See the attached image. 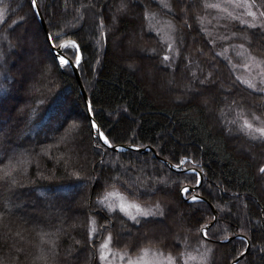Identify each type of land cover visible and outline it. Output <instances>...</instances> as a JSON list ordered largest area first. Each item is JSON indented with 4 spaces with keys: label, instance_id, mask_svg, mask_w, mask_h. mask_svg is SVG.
Segmentation results:
<instances>
[{
    "label": "trees",
    "instance_id": "obj_1",
    "mask_svg": "<svg viewBox=\"0 0 264 264\" xmlns=\"http://www.w3.org/2000/svg\"><path fill=\"white\" fill-rule=\"evenodd\" d=\"M167 1L170 9L157 0H69L67 8L65 0H36L49 33L59 34L53 43L80 45L77 68L100 130L113 146L153 148L140 152L112 151L92 137L72 70L52 54L32 0H0V161L14 153L29 160L27 171L22 165L15 174V185L0 180V264H45L35 259L41 249L47 264H100L97 246L109 233L114 249L135 255L154 247L178 264L181 253H196L203 243L212 250L207 264H232L246 247L244 238L234 237L240 235L249 247L235 264H264V142L239 131L238 118L241 109L244 116L264 118V94L240 83L201 31L203 0ZM255 1L264 11V0ZM122 2L126 9L118 11ZM150 17L173 24L174 51L153 31ZM234 31L247 52L264 58L263 28ZM62 51L74 60L71 50ZM153 69L161 85L148 79ZM167 73L186 78L184 93L171 90ZM184 157V167H199L203 175L185 197L181 189L193 187L197 175L161 160L179 164ZM160 177L167 179L161 183ZM112 190L142 205L158 202L164 215L136 225L117 210L109 213L97 201ZM193 193L205 200H188ZM21 208L34 216L54 210L56 216H49V229L21 220ZM177 208L182 229L173 218L167 234L153 229ZM213 217L203 237L199 229ZM91 227L97 231L89 242ZM223 236L231 239L220 242Z\"/></svg>",
    "mask_w": 264,
    "mask_h": 264
},
{
    "label": "snow or ice",
    "instance_id": "obj_2",
    "mask_svg": "<svg viewBox=\"0 0 264 264\" xmlns=\"http://www.w3.org/2000/svg\"><path fill=\"white\" fill-rule=\"evenodd\" d=\"M229 4L233 8H243L245 9V14L248 17H251L253 21H256L257 19V12L253 11L252 8L254 7V0L253 2H249V0H227ZM69 6V0H65V8ZM164 7L166 8H171V5L169 3H164ZM32 7L36 8V0H32ZM89 7V5H84L81 4L80 8H85ZM204 8H213V9H219L223 13L227 15V17L231 19H237L239 20L240 24H247V26L250 29H255L257 27L264 28V24H257L255 22L249 23L247 20L241 19L238 16H234L232 12H229L228 7L222 6L221 3H204L203 5ZM80 8L76 9V12L78 14V17L80 19L83 18V13L80 12ZM126 9V4L123 2L120 4L118 11H123ZM149 13L146 11L145 12V17L147 18ZM260 17H264V11L259 12ZM0 19H3L0 17ZM115 19V17H113ZM198 19H203L202 17H198ZM170 27H174L169 24ZM101 27H103V21L101 20ZM190 27V26H189ZM201 31H204L202 28ZM104 33L101 32V36H103ZM235 35V33H233ZM223 39H227V37H222ZM55 39H59V34H57L55 37L49 33L47 35V40L51 43L52 47H58L62 50H71L72 54L75 55V64L79 65L81 62V53H80V45L77 43L76 40H68L65 42H62L59 45H56L53 43ZM247 39V37H245ZM211 42V41H210ZM172 45L169 44V48H171ZM241 49L244 48V45L241 44L239 45ZM224 52H227V49L224 50ZM222 53H217V55H221ZM241 53H237V55H240ZM249 56V61L250 62H255V66L257 68H260V71L257 73L255 78H242V77H236V79L245 85L248 89H251L253 92H259L264 94V58L258 59L255 56H252L251 53L248 54ZM56 59L59 62L60 67H67L69 66L72 61L69 59L68 55L66 54V51H61L60 53L57 54ZM164 61H168L169 57L167 55L164 56ZM233 68L237 67V65H231ZM242 67L248 69L250 68L249 63H245L242 65ZM212 73H209V76H211ZM193 78L195 79V75H193ZM207 83V80H202L200 81L201 85H205ZM92 111L91 105H89V112ZM244 109H241L240 112L238 113V116H240L241 123H240V128L239 131L243 132L245 136H247L251 141H262L264 142V118H261L260 116L255 115L254 113H251V119H249L247 116L243 115ZM256 122V123H254ZM233 123H236V121H233ZM258 125V126H257ZM91 127L96 130V135L100 140L103 141V144L108 146V147H114L109 138L104 134V132L100 131V127L93 121L91 123ZM98 147V145H97ZM43 151V150H42ZM187 157H184L180 160L179 164L172 165V167L179 169L187 160ZM29 163V160L25 158L22 155L17 156L15 153L11 156L7 157L6 162L0 161V180L4 181L5 183H9L11 185H15L17 183L15 179V174L21 170V166L23 165V171H27V165ZM189 171H195V169H189ZM259 171L261 173H264V166H261ZM73 175H79L78 173H73ZM199 173H197V176ZM118 181V177L114 178ZM166 177H160V182L163 183L166 181ZM200 180L197 178L196 184H199ZM189 188L185 187L181 189L182 193H188ZM117 197V201L113 203H107L110 197L112 196ZM191 200L193 202H197L199 200V197L197 195H193L191 197ZM99 205L102 207H106L109 213H115L116 210L118 209L120 213H123L124 216H126L130 221H132L134 224L139 225L142 222H147L148 218L150 217H156L157 215L163 216L164 211L161 208L160 204L157 202L155 205L152 206H145L142 205L141 203L137 202L136 200H129L126 196L116 192L113 190L112 192H107L105 196L100 197L97 201ZM216 218L213 217V220ZM90 224L95 223L94 220L90 218L89 220ZM103 227V226H101ZM208 225H201V228L199 231H204L205 228H207ZM97 229L94 227H91L89 229L88 235H89V242H91V238L93 236V233L96 232ZM205 236L208 235L207 232H204ZM48 235L47 233L41 234V241H44V237ZM222 239H228L227 236H223ZM113 237L111 233L108 234L107 237L104 238L103 242L99 245V260L100 264H113V261L109 259L110 255H115L113 253L112 248L110 245L112 244ZM48 244L53 245L54 247V242L52 240L46 241ZM50 250V249H49ZM21 251V250H17ZM212 250L211 249H206L205 253L200 257V264H207L208 260V253H210ZM264 251V249H262ZM41 254L35 257L37 260H43L45 264H47V255L44 253V250H40ZM149 252H153L155 255L159 257H164L167 264H176V258L173 257L170 253L165 256V254L160 251L159 249H151L150 247H143L140 248L136 256H131L129 255V252L127 249L124 251L120 252L119 255L121 259L123 260L124 258H127V264H150L149 261L145 259L146 255ZM181 256L185 257L184 259V264H189L190 260H195L197 259L196 256L192 255L191 253H181ZM242 255V254H241ZM154 264H160V261L157 260L154 262Z\"/></svg>",
    "mask_w": 264,
    "mask_h": 264
},
{
    "label": "rangeland",
    "instance_id": "obj_3",
    "mask_svg": "<svg viewBox=\"0 0 264 264\" xmlns=\"http://www.w3.org/2000/svg\"><path fill=\"white\" fill-rule=\"evenodd\" d=\"M162 6L164 3H168L167 0H157ZM204 3H221L222 6H226L228 7L229 12H232V14L234 16H238L241 19L247 20L249 23H257L259 24H264V17H260L259 16V12L263 11L259 6L258 3L254 0V7L252 8L253 11L257 12V19L256 21H253L251 17H248L245 14V9L243 8H233L231 6V4H229L227 2V0H203ZM249 2H253V0H249ZM164 7V6H163ZM166 8V7H165ZM0 17L3 18V9L0 7ZM203 19H200V25H201V29H204V34L206 35V37L208 38L209 41H211V43L218 49L217 53H222L221 56L222 58H224L227 62H229L231 65H237V67H235V72H236V76L238 77H242V78H255L257 73L260 71V68H257L255 66V62H250L249 61V52L246 51V49H241L239 47L240 43L238 42L240 40V37H238L239 35H242L239 31L238 34L235 33L234 28L235 26H247V24H240L239 20L237 19H231L229 17H227V15L225 13H223L221 10L219 9H213V8H205L204 9V13L201 16ZM2 19H0L1 22ZM149 23L152 24V28L153 31L155 33H157V35L159 36L161 42L165 44L166 49H172L173 51L175 50V41H174V27H170L169 24L171 22L166 21L165 18H156V17H150L149 18ZM171 25L173 26V24L171 23ZM261 28V27H260ZM264 29V28H263ZM233 33H235V35H233ZM238 35V36H237ZM222 37H227V39H223ZM238 37V41H235V38ZM169 44L172 45L171 48H169ZM141 47H138V49ZM227 49V52L225 53L224 50ZM146 49H143V52H145ZM237 53H241L240 55H237ZM253 56V55H252ZM258 58V57H256ZM258 59H262V58H258ZM75 60V58H74ZM245 63H249L250 64V68L246 69L244 67H242L243 64ZM38 76V75H37ZM36 76V77H37ZM148 79L150 81H154L155 83L161 85V81H160V76L159 78L156 79V73L155 70H151L147 73ZM35 78V77H33ZM38 78V77H37ZM167 81L171 87V90L175 91L176 94L182 92L184 93L185 89H186V84H187V80L186 78H182L181 80L178 79L176 80L174 77H172V75H170L169 73H167ZM166 81H164L165 83ZM219 90L222 89V86H218ZM192 88H190L188 90L187 96H189V92ZM208 94V93H207ZM206 93H202L200 92V97H204L207 96ZM208 97V96H207ZM208 110H210V108H208ZM248 117V116H247ZM239 121H241L240 116H238ZM249 119H251V117H248ZM256 123V122H254ZM258 126V125H257ZM246 150V146H244L243 148L240 149V151H244ZM249 156H251L250 153H248ZM253 159H257V157L254 156ZM108 166L113 167V164L108 160L107 163ZM181 168H185V169H192V168H197L198 171L202 172V170L199 167L196 166H191L189 168L184 167V165H182L180 167ZM184 172H193L197 175V172L194 171H184ZM203 176V175H202ZM118 176H114V178H117ZM197 178L199 179V175L197 176ZM263 183H264V179H262ZM196 185V183H195ZM194 185V186H195ZM187 186H184L183 188H185ZM189 187V186H188ZM187 187V188H188ZM113 191V190H112ZM109 191V192H112ZM117 192V191H116ZM119 193V192H118ZM121 194V193H120ZM185 197V193H182ZM123 195V194H122ZM193 195H199L197 193H193L190 195V197L188 198V200H191V197ZM105 196V194H104ZM200 200V199H199ZM117 201V197L114 195L112 197L109 198V200L107 201V203H113ZM146 206V205H145ZM117 211H119L117 209ZM55 211H44L43 213L34 216V215H30L28 214V212L24 209L21 208L18 211L19 217L22 219L27 218L28 220H30V222L35 223V224H42L45 227H49V216L50 215H54ZM123 214V213H122ZM174 214V215H173ZM171 213L170 216L166 219L165 223H158L155 225V227L153 229L161 232V234H167L168 232V226H169V222L170 219L173 218L175 219V222H178L176 229H182L183 228V224L182 222L180 223V212L179 209L177 208L175 210L174 213ZM124 215V214H123ZM56 216V215H54ZM74 220H79V217H73ZM175 227V226H174ZM108 236V235H107ZM105 236V237H107ZM104 237V238H105ZM104 240V239H103ZM103 240L98 244L97 246V256H98V261L99 260V245L103 242ZM111 247V245H110ZM201 250L196 252V253H191L192 255L196 256L197 259L195 260H190L189 264H200V257L205 253L206 249H210V245L207 243H203V245H201ZM112 248V247H111ZM151 249H157L154 247H150ZM113 253H115V255H110L109 259L113 261V264H127V258H124L123 260L121 259L119 253L122 252L120 250L114 249L112 248ZM161 251V250H160ZM163 252V251H162ZM165 256H167V254L169 253H165ZM135 255H131V256H136ZM145 259L147 261L150 262V264H154L155 261L159 260L160 264H167L166 260L164 257H159L157 255H155L153 252H149ZM184 259L185 257H183V263L184 264ZM176 264H178L176 262Z\"/></svg>",
    "mask_w": 264,
    "mask_h": 264
},
{
    "label": "water",
    "instance_id": "obj_4",
    "mask_svg": "<svg viewBox=\"0 0 264 264\" xmlns=\"http://www.w3.org/2000/svg\"><path fill=\"white\" fill-rule=\"evenodd\" d=\"M36 4H37V2H36ZM34 9V11H35V13H36V16H37V19H38V21H39V23H40V25H41V27H42V29H43V31H44V34H45V38H46V40H47V35L49 34V31H48V29H47V26H46V24H45V22H44V19H43V17H42V14H41V12H40V10H39V8H38V6L36 7V8H33ZM47 43H48V45H49V47H50V49H51V51H52V54L54 55V57L56 58V56H57V54L58 53H60L61 52V49L60 48H58V47H52L51 46V43L47 40ZM61 44V43H60ZM59 45V44H58ZM70 59V58H69ZM57 60V59H56ZM71 61H72V63L69 65V67L71 68V70H72V73H73V75H74V77H75V80H76V83H77V85H78V88H79V90H80V93H81V95H82V97H83V100H84V104H85V108H86V116H87V118H88V123H89V125H90V127H91V123L93 122V121H95L94 120V118H93V116H92V112H89V105H90V102H89V98H88V96H87V93H86V91H85V89H84V86H83V84H82V81H81V77H80V73H79V70H78V68H77V65L75 64V61L74 60H72V59H70ZM58 61V60H57ZM59 63V62H58ZM95 123H96V121H95ZM97 124V123H96ZM98 125V124H97ZM101 131V130H100ZM91 134H92V137L93 138H95V137H97L98 138V136L96 135V130L95 129H93L92 127H91ZM98 140L103 144V141L102 140H100L99 138H98ZM104 145V144H103ZM106 146V145H105ZM108 149H110V150H112V151H122V150H125V149H136V150H138V151H140V152H147V151H153V148H151V147H146V148H140V147H136V146H132V145H129V144H124V145H115L114 147H108V146H106ZM154 155L157 157V158H159L160 159V157L156 154V153H154ZM168 167H170L171 169H173V170H182V171H185V170H183V169H177V168H174V167H172V165H175V164H173V163H170V162H168V161H166V160H164V159H161ZM192 169H195V171L194 172H197V173H199V180H200V183H201V181H202V172H200V171H198V169L197 168H192ZM188 171H189V169H187ZM199 183V184H200ZM199 184H196L193 188H190L189 187V189H195V188H197L198 186H199ZM198 197H199V199H201V200H205L203 197H201V196H199V195H197ZM212 211H213V214H215V210L212 208ZM214 222V220H212V221H210V222H208V223H206V225H208V226H210L212 223ZM206 229V228H205ZM205 229H204V231H200V234L203 236V237H206L205 236V234H204V232H205ZM234 237H242V238H244L245 240H246V247H245V249L237 256V258L232 262V264H235L244 254H245V252L248 250V247H249V242H248V239L247 238H245L244 236H240V235H237V236H234ZM231 238L230 237H228V239H224V240H220V242H226V241H229ZM242 254V255H241Z\"/></svg>",
    "mask_w": 264,
    "mask_h": 264
}]
</instances>
